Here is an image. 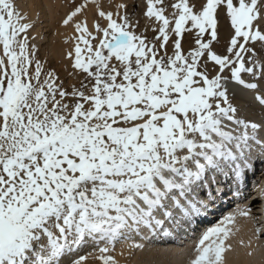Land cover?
<instances>
[{
    "label": "snow or ice",
    "instance_id": "6c2138e0",
    "mask_svg": "<svg viewBox=\"0 0 264 264\" xmlns=\"http://www.w3.org/2000/svg\"><path fill=\"white\" fill-rule=\"evenodd\" d=\"M19 3L0 0V264H64L89 241L105 242L99 264H119L125 233L209 212L210 190L191 193L210 173L239 182L264 149V0H143L139 15V0H73L71 82L38 58ZM234 223L204 232L188 264H227Z\"/></svg>",
    "mask_w": 264,
    "mask_h": 264
},
{
    "label": "bare ground",
    "instance_id": "6f19581e",
    "mask_svg": "<svg viewBox=\"0 0 264 264\" xmlns=\"http://www.w3.org/2000/svg\"><path fill=\"white\" fill-rule=\"evenodd\" d=\"M79 3V0H76ZM123 2V0H101L102 6L106 11H115V4ZM141 6H144L143 0H139ZM73 0H20L19 8L28 19L34 24L33 29L30 30L29 35L35 37L31 43H34L39 49V59L43 61L44 65L54 64L56 67L65 69L71 66L72 61L68 59L67 53L73 51L75 46L74 37L76 33L71 24L63 25L62 21L66 14L73 7ZM94 6L89 7L86 13L88 16L89 25L93 21ZM82 18V17H81ZM101 23H104L101 21ZM226 34V32H225ZM250 119H260L261 113L259 110H251L246 112ZM264 156V149L256 147L251 151L248 163L256 156ZM257 159L258 167L253 175H248L246 172V187L237 182L231 172L225 173H210L205 182L213 178L214 181L220 179L222 176L228 180L227 187L235 190L236 199L232 204L224 209L225 211L216 212L210 210L207 213H201L191 219V223L204 222L201 228L194 226L192 228L195 235L188 236L185 240H163L164 237L171 235V232L157 229L152 231L150 229L141 230L140 232H127L124 236L119 238L115 244L112 252L119 264H188L192 257L193 247L199 237L209 228L215 227L221 223L225 217L235 215V223L229 225L232 228V235L227 241L232 246V251L226 254L227 264H260L264 259V240H256L254 232L256 228L264 226V164ZM197 188L191 193V198L198 201ZM196 195V198L192 197ZM207 197L202 198L205 200ZM201 199V197H200ZM218 199V198H216ZM221 200V199H220ZM230 201V200H228ZM236 206L231 208V205ZM213 206H211L212 208ZM240 208V209H238ZM251 209L252 217L240 216L239 213L245 209ZM208 214L205 221L201 216ZM176 217H180L179 213H175ZM181 218V217H180ZM171 222H165L164 226H169ZM188 227L190 223L186 224ZM193 226V225H192ZM252 241L253 248H257L254 256L249 257L247 252L250 250L245 245ZM241 241L244 244H241ZM134 245H143L137 248ZM105 246L104 241L92 242L74 248L73 252L68 254L64 260V264H69L71 260L77 259L80 256H87L88 259L85 264H93L98 262L95 257L99 254V248Z\"/></svg>",
    "mask_w": 264,
    "mask_h": 264
},
{
    "label": "rangeland",
    "instance_id": "374dc122",
    "mask_svg": "<svg viewBox=\"0 0 264 264\" xmlns=\"http://www.w3.org/2000/svg\"><path fill=\"white\" fill-rule=\"evenodd\" d=\"M143 10H144V6L140 5V9H139L137 15H139V12H142ZM136 18H137L136 16H133V20H135ZM145 23H146V21L143 18H141L139 27L134 29L137 32V34H140V33L144 32ZM146 34L149 36V38H151V36L153 35V33L151 31H148ZM225 39H226L225 29L222 28L221 29V41H222V44L220 46H217L219 50H222L223 41ZM185 47L187 48V45H185ZM41 62L43 63L42 60H41ZM45 67L46 68H55V69H57V72H58V74H59V76H60V78L62 80L69 81V82H71L73 80L72 76L70 75L73 72V69H72L71 66H67L63 70L61 68L56 67L54 64H49L47 66L45 65ZM93 264H99V263L96 261Z\"/></svg>",
    "mask_w": 264,
    "mask_h": 264
}]
</instances>
